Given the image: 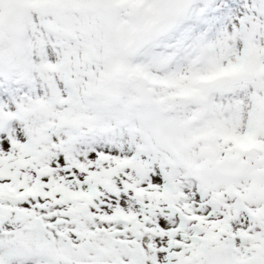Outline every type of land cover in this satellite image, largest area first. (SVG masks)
I'll return each instance as SVG.
<instances>
[{"label": "snow or ice", "instance_id": "1", "mask_svg": "<svg viewBox=\"0 0 264 264\" xmlns=\"http://www.w3.org/2000/svg\"><path fill=\"white\" fill-rule=\"evenodd\" d=\"M0 264H264V0H0Z\"/></svg>", "mask_w": 264, "mask_h": 264}]
</instances>
